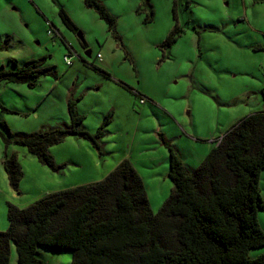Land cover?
Instances as JSON below:
<instances>
[{
  "label": "rangeland",
  "instance_id": "obj_1",
  "mask_svg": "<svg viewBox=\"0 0 264 264\" xmlns=\"http://www.w3.org/2000/svg\"><path fill=\"white\" fill-rule=\"evenodd\" d=\"M101 2L116 18L115 32L84 0H0V67L15 71L47 57L46 65L58 72L57 80L40 76L35 87L0 83L1 232L9 227L8 203L24 209L47 194L98 182L124 157L144 178L158 213L173 188L163 142L190 169L198 168L216 139L263 106L264 0H150L155 13L150 23L148 11H141L143 0ZM60 8L78 33L64 25ZM175 10L183 33L165 50L177 23ZM69 99L77 102L91 133L113 114L101 140L102 155L90 142L68 137L49 148L61 166L53 171L12 140L70 127ZM14 154L24 174L18 190L3 167L6 155ZM261 175L264 197V171ZM259 222L264 230V211ZM38 251L47 264L72 263L68 250ZM263 253L264 246L251 256ZM17 258L12 244L10 264Z\"/></svg>",
  "mask_w": 264,
  "mask_h": 264
},
{
  "label": "trees",
  "instance_id": "obj_2",
  "mask_svg": "<svg viewBox=\"0 0 264 264\" xmlns=\"http://www.w3.org/2000/svg\"><path fill=\"white\" fill-rule=\"evenodd\" d=\"M84 2L115 32L116 18L101 0ZM141 11H148L146 23L154 20L150 0H143ZM59 15L69 30L78 33L63 8ZM174 16L177 23L163 43L165 50L183 33L176 10ZM47 60L27 61L15 71L2 66L0 83L35 87L42 75L57 80V69L47 66ZM263 106L216 139V147L193 171L170 143L163 142L170 153L168 177L173 188L158 213L153 212L143 178L129 159L101 181L47 194L24 209L8 203L9 227L0 231V264L11 263L12 244L17 264H47L39 255L41 247L72 252L71 264H264V253L251 256L264 246L259 222L264 211ZM68 112L70 127L12 141L53 171L61 166L49 148L68 137L90 142L102 155L101 140L113 113L91 133L83 127L85 116L78 113L74 99L68 101ZM3 166L10 186L18 190L24 174L17 156L6 155Z\"/></svg>",
  "mask_w": 264,
  "mask_h": 264
},
{
  "label": "crops",
  "instance_id": "obj_3",
  "mask_svg": "<svg viewBox=\"0 0 264 264\" xmlns=\"http://www.w3.org/2000/svg\"><path fill=\"white\" fill-rule=\"evenodd\" d=\"M261 48V50L262 51H264V49L262 48V47H260ZM89 53V52H88ZM262 92H263V90H262ZM264 104V103H263ZM262 109V108H261ZM258 111H260V110H258ZM258 111H253V112H251L250 114H253V113H255V112H258ZM80 114V113H79ZM181 153V152H180ZM127 157H124L122 160H124V159H126ZM121 160V161H122ZM130 160V159H129ZM121 161H119L118 163H116L115 165H113L112 167H110L107 171H105V173H104V175H103V179L108 175V174H110L115 168H116V166L121 162ZM131 161V160H130ZM184 161V160H183ZM132 162V161H131ZM133 163V162H132ZM134 164V163H133ZM185 164V163H184ZM186 165V167H187V169H189L190 171H193V170H195V168H196V166H194L193 168L194 169H190V167L187 165V164H185ZM135 166V165H134ZM160 166V165H159ZM4 167V166H3ZM136 168V167H135ZM5 171V170H4ZM169 172V171H168ZM140 174V173H139ZM156 174V173H155ZM158 174H159V171H158ZM160 175V174H159ZM142 177V176H141ZM262 177V176H261ZM101 181V180H100ZM143 181H144V178H143ZM90 184H92V183H90ZM82 186V185H81ZM145 187H146V185H145ZM62 190H66V189H61V190H58V191H62ZM57 192V191H56ZM162 193L163 194H166V191L164 190V191H162ZM148 195H149V193H148ZM149 198H150V196H149ZM151 201V200H150ZM151 203H152V201H151ZM161 204H162V202L160 203V206H161ZM153 208H154V205H153Z\"/></svg>",
  "mask_w": 264,
  "mask_h": 264
},
{
  "label": "built area",
  "instance_id": "obj_4",
  "mask_svg": "<svg viewBox=\"0 0 264 264\" xmlns=\"http://www.w3.org/2000/svg\"><path fill=\"white\" fill-rule=\"evenodd\" d=\"M49 34H52V31L49 32ZM100 57V55H98V58ZM65 62L68 66H71L73 64V61H72V57L71 56H65ZM263 109H264V106H263Z\"/></svg>",
  "mask_w": 264,
  "mask_h": 264
}]
</instances>
